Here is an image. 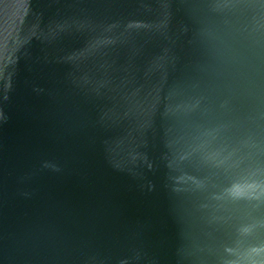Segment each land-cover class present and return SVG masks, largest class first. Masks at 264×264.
<instances>
[{
  "label": "water",
  "instance_id": "water-1",
  "mask_svg": "<svg viewBox=\"0 0 264 264\" xmlns=\"http://www.w3.org/2000/svg\"><path fill=\"white\" fill-rule=\"evenodd\" d=\"M257 248L264 0H0V264Z\"/></svg>",
  "mask_w": 264,
  "mask_h": 264
},
{
  "label": "clouds",
  "instance_id": "clouds-1",
  "mask_svg": "<svg viewBox=\"0 0 264 264\" xmlns=\"http://www.w3.org/2000/svg\"><path fill=\"white\" fill-rule=\"evenodd\" d=\"M242 192L241 188H236L233 192L234 195H239ZM246 231V230H245ZM256 254L264 253V248H257L252 250Z\"/></svg>",
  "mask_w": 264,
  "mask_h": 264
}]
</instances>
